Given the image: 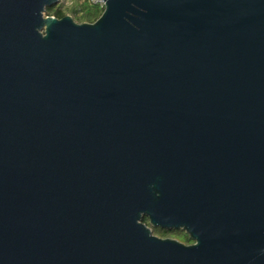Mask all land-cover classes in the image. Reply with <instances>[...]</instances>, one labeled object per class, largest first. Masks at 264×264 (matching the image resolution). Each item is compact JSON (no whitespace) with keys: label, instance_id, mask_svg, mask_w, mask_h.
Wrapping results in <instances>:
<instances>
[{"label":"water","instance_id":"water-1","mask_svg":"<svg viewBox=\"0 0 264 264\" xmlns=\"http://www.w3.org/2000/svg\"><path fill=\"white\" fill-rule=\"evenodd\" d=\"M59 1L0 0V264H264V0Z\"/></svg>","mask_w":264,"mask_h":264},{"label":"trees","instance_id":"trees-1","mask_svg":"<svg viewBox=\"0 0 264 264\" xmlns=\"http://www.w3.org/2000/svg\"><path fill=\"white\" fill-rule=\"evenodd\" d=\"M104 6L93 0H60L58 4L47 8L46 16L62 19L70 15L78 24H93L103 14ZM144 223L149 225V220ZM154 234L161 238H173L184 244H191L189 236L183 231H167L156 229Z\"/></svg>","mask_w":264,"mask_h":264},{"label":"built area","instance_id":"built-area-1","mask_svg":"<svg viewBox=\"0 0 264 264\" xmlns=\"http://www.w3.org/2000/svg\"><path fill=\"white\" fill-rule=\"evenodd\" d=\"M95 3H99V4H101V5H103L104 6V4L102 3V1L103 0H93Z\"/></svg>","mask_w":264,"mask_h":264},{"label":"flooded vegetation","instance_id":"flooded-vegetation-1","mask_svg":"<svg viewBox=\"0 0 264 264\" xmlns=\"http://www.w3.org/2000/svg\"><path fill=\"white\" fill-rule=\"evenodd\" d=\"M154 230H156V229H153V233H154ZM155 235V234H154ZM157 236V235H156ZM159 237V236H158ZM161 238V237H160ZM163 239H166V238H163ZM170 239H173V238H170ZM176 240V239H175ZM193 244V242L191 243V244H188V245H192ZM187 245V244H186Z\"/></svg>","mask_w":264,"mask_h":264}]
</instances>
